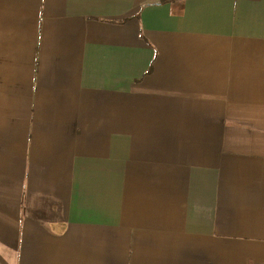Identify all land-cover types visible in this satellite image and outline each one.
Here are the masks:
<instances>
[{
	"label": "crops",
	"instance_id": "0c3cea01",
	"mask_svg": "<svg viewBox=\"0 0 264 264\" xmlns=\"http://www.w3.org/2000/svg\"><path fill=\"white\" fill-rule=\"evenodd\" d=\"M0 264H264V0H0Z\"/></svg>",
	"mask_w": 264,
	"mask_h": 264
}]
</instances>
